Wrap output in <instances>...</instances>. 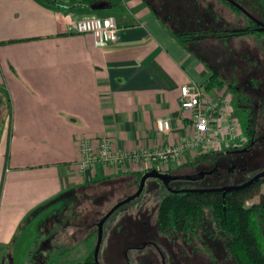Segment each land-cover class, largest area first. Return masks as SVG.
<instances>
[{"label": "crops", "instance_id": "crops-1", "mask_svg": "<svg viewBox=\"0 0 264 264\" xmlns=\"http://www.w3.org/2000/svg\"><path fill=\"white\" fill-rule=\"evenodd\" d=\"M98 2L105 8L93 9ZM185 3L0 0V88L11 100L0 142L1 248L53 199L65 200L69 226H77L81 202L102 183L129 175V194L136 191L143 165L128 163L117 174L104 166L80 173L82 139L108 135L117 150L133 151L158 149L190 134L181 87L205 86L213 64L200 56L210 42L187 47L173 33L189 26ZM88 16H114L119 40L100 47L93 34L77 33L75 21ZM160 119L171 121L169 133L159 131ZM91 235L85 242L95 245ZM82 245V238L64 242L54 264H78ZM52 250L39 249L38 264L52 263Z\"/></svg>", "mask_w": 264, "mask_h": 264}, {"label": "rangeland", "instance_id": "rangeland-1", "mask_svg": "<svg viewBox=\"0 0 264 264\" xmlns=\"http://www.w3.org/2000/svg\"><path fill=\"white\" fill-rule=\"evenodd\" d=\"M244 9L247 13L235 11L226 5L225 12L220 9L217 16L210 17L209 26L215 29L244 27L250 23V16L264 23V0L248 1ZM230 40H233L228 41L233 46L228 48V42L226 46L236 55L235 64L240 61L238 67L232 65L230 60L221 61V51L215 50L212 42L201 52L221 71V79L225 81L224 87L227 90L218 88L219 94L232 99L233 115L240 122L241 130H245L252 112L261 115L258 118L259 124L264 126V88L254 87L255 78H259L257 80L264 84V32L258 31L247 37ZM231 84L241 89L237 90ZM224 161L223 156L218 155L208 163L180 170L174 168L177 176L181 175L185 179L173 182L172 186H181L185 190H215L238 185L264 169V164L258 161L251 171L234 170L230 167L223 169L221 166ZM204 164L208 166L202 167ZM212 164L214 167L219 164L220 171L214 172L209 166ZM175 165L183 164L176 163L173 167ZM203 173L206 175H200ZM130 179L129 175H121L118 179L102 183L99 189L91 190L89 198L84 197L85 200L80 204L82 214L77 217L81 218L77 226H69L65 200L53 199L50 208H46L43 215L28 222L26 230L20 229L8 246L0 247V264H38V250L48 247L53 249L54 257L52 256L50 264H54L57 262L54 260L56 253L64 246V242H77L80 238L83 239V245L77 257L84 260L95 251L100 264H236L223 240L216 239L208 232H202V236L200 234L194 240L193 236L162 233L158 230L161 200L172 190L169 184L156 178L148 180L140 197L117 209L105 221L100 232L99 224L112 208L132 196L129 194L133 187ZM261 190L264 192V185ZM259 201L260 196H256L248 204ZM73 217L72 215L71 218ZM74 228H78V231H74ZM91 233L96 240L95 245H92L93 241L87 244L85 242Z\"/></svg>", "mask_w": 264, "mask_h": 264}, {"label": "trees", "instance_id": "trees-1", "mask_svg": "<svg viewBox=\"0 0 264 264\" xmlns=\"http://www.w3.org/2000/svg\"><path fill=\"white\" fill-rule=\"evenodd\" d=\"M215 1L225 7L227 5L231 9L241 12L239 8L228 0ZM215 1L211 0L212 6L209 7L210 3L208 2L188 0V5L185 10L188 20L193 24V29L190 31H173V33L187 47L192 42L207 39L220 42L221 49L215 47V50L221 51L220 60H225V62L230 60L233 63L232 65H234L236 55L233 54V51H230L232 49H228L233 44L228 41H233L230 40L233 38L247 37L248 35L257 33L258 30H256V27H258V24L248 18L250 23L244 27L233 28L227 26L222 29H215L209 26L210 17L218 15L216 14L218 11L213 5ZM236 1L244 6L246 2L251 0ZM206 26L209 27L205 28ZM226 43L227 45L229 43L232 44H229L227 48ZM200 56L203 57L204 55L201 54ZM239 64L240 61L238 60L234 66L238 67ZM211 69L213 75L205 84L208 91L221 88L225 84V81L221 79V71L217 70L213 65ZM257 82L258 80L256 81L255 78V88L257 87ZM259 85L262 89L264 88L262 81ZM230 86L237 90L241 89L236 88L234 84ZM241 106L243 107V105ZM10 112L11 100L9 94L0 88V142ZM246 129L253 136H256L257 130H260L258 132L259 134L264 135V126L253 122L251 119H249ZM260 150L261 153L256 157V160L264 164V146ZM217 153L202 155L190 162L184 163L182 166L180 165L177 170L206 163ZM177 170H171L170 168L167 171H161L170 175L173 171ZM149 171L145 170L139 173L136 180L137 185L140 184L143 175ZM263 185L264 177L247 185L244 183L233 186L232 189L225 192L197 190L183 192L171 191L161 200L158 214V230L162 233L193 236L194 240L199 238L198 235L201 234L202 236V232H208L216 239L223 240L236 264H264V192L261 190ZM172 188L178 190L183 189L181 186H172ZM256 196H260L259 203L249 205V201ZM78 264L100 263L97 261L94 251Z\"/></svg>", "mask_w": 264, "mask_h": 264}, {"label": "built area", "instance_id": "built-area-1", "mask_svg": "<svg viewBox=\"0 0 264 264\" xmlns=\"http://www.w3.org/2000/svg\"><path fill=\"white\" fill-rule=\"evenodd\" d=\"M74 27L79 34H93L100 47L119 40V27L114 16L84 17L76 20ZM181 97V108L191 125V132L185 139L158 149L120 151L108 135L84 138L80 142V173L104 166L117 174L128 163L143 165L147 170L167 171L173 164L187 162L190 157L238 149L248 143L245 130H241L240 122L234 116L233 101L229 96L208 91L204 85L187 83L181 87ZM157 126L163 133L172 129L169 119L158 120Z\"/></svg>", "mask_w": 264, "mask_h": 264}, {"label": "flooded vegetation", "instance_id": "flooded-vegetation-1", "mask_svg": "<svg viewBox=\"0 0 264 264\" xmlns=\"http://www.w3.org/2000/svg\"><path fill=\"white\" fill-rule=\"evenodd\" d=\"M186 1V7H187V1L188 0H185ZM202 2H208V3H210L209 4V7H211L212 5H211V0H201ZM215 1V0H214ZM235 2H237L236 0H234ZM230 2V1H229ZM231 3V2H230ZM238 4H240L239 2H237ZM213 5H214V7L217 9V11L218 10H222L223 12H225L226 11V7L225 6H223V5H221V4H219V2H216L215 1V3L213 2ZM234 5V4H233ZM243 8H244V6L242 5V4H240ZM235 6V5H234ZM237 7V6H236ZM238 8V7H237ZM240 9V8H239ZM241 10V9H240ZM242 11V10H241ZM250 19L251 20H253V21H255V19L256 20H258V21H261V20H259V19H257V18H251V16H250ZM256 22V21H255ZM261 22H263V21H261ZM257 23V22H256ZM258 24V23H257ZM208 26H206L205 28H207ZM177 29V31H190V30H192L193 29V24H191V21L189 20V26H187L186 28H184V29H182V28H179V27H176ZM258 28H259V24H258V27H256V30H258ZM259 31V30H258ZM264 32V31H263ZM196 42H212L213 43V46H214V48L215 47H218V48H220L221 49V43L220 42H218V41H215V40H203V41H196ZM194 43L195 42H192V43H190V45H194ZM194 47V46H193ZM212 63V62H211ZM213 64V63H212ZM214 66V65H213ZM218 70V69H217ZM257 79H259V78H256V80ZM260 82H261V80H260ZM260 82L258 81L257 82V89H262V87H260ZM234 104V103H233ZM241 105H242V103H240ZM261 117V115H259L257 112H252L251 113V115H249V117H248V121H249V119H251L253 122H257L258 124H259V120H258V118H260ZM247 126V125H246ZM258 132L260 131V130H257ZM245 132H246V134H247V136H248V143L246 144V145H244L243 147H241V148H238V149H230V150H226V151H222V152H219V153H217L216 155H214L213 157H212V159L211 160H214L218 155H222L223 156V158L225 159V161H224V164H223V166H221V167H223V169H225V168H232V169H234V170H242V171H251L254 167H256L255 165L257 164L256 163V157L261 153V148L264 146V135H261V134H259L258 132H257V134H256V136H253L252 134H250L249 132H248V130L246 129V127H245ZM248 132V133H247ZM206 163H208V162H206ZM214 164H212V165H209V166H211L210 168H212L213 170H214V172H219L220 171V169L218 168V166H219V164H217V165H215V167L213 166ZM206 166H208V165H206V164H204L202 167H206ZM207 170V169H206ZM208 170H210V169H208ZM207 170V171H208ZM262 171H264V170H260L257 174H259L260 172H262ZM257 174H255V175H252L251 177H248L247 179H245V180H243L242 181V183H240V184H238V185H241V184H244V183H247V182H249L252 178H254ZM172 177H176V179L175 180H172L170 183H169V186L171 187V190L172 191H174V190H178V189H173L172 188V183L173 182H175V181H179L180 179H185L183 176H181V175H178L177 176V171H173L172 172V174H170ZM200 175H202V176H204V175H206V174H200ZM137 180V179H136ZM136 182V181H135ZM148 182V181H147ZM140 183H141V181H140ZM136 185H137V183H136ZM139 186H140V184L139 185H137V189H136V191L133 193V194H135L137 191H138V189H139ZM235 186H237V185H235ZM229 187H233V186H229ZM223 188H227V187H223ZM181 190H184V189H181ZM133 194H130V195H133Z\"/></svg>", "mask_w": 264, "mask_h": 264}, {"label": "water", "instance_id": "water-1", "mask_svg": "<svg viewBox=\"0 0 264 264\" xmlns=\"http://www.w3.org/2000/svg\"><path fill=\"white\" fill-rule=\"evenodd\" d=\"M230 1L232 4H234L235 6H237L238 8H240L242 11L246 12L247 11L240 5L238 4L237 2H235L234 0H228ZM92 8L97 10V9H103L105 8V3L104 2H98V4H92ZM250 16V15H249ZM255 21L259 24V28L258 30L263 32L264 31V23L261 22V21H258L255 19ZM264 177V171L260 172L259 174H257L254 178H252L249 182L246 183L247 184H250V183H253L261 178ZM151 178H156V179H160L162 180L163 182L169 184L172 180H175L176 177H172L171 175H169L168 173H165V172H162L158 169H152L150 170L149 172L145 173L141 179V183H140V186H139V189L138 191L133 194L132 196H130L128 199L118 203L116 206H114V208H112V210L105 216V218L101 221V223L99 224V230L100 232H102L103 230V226H104V223L105 221L117 210L119 209L120 207H122L123 205L127 204V203H130L131 201L135 200L136 198L140 197L142 195V193L144 192L145 188H146V185H147V181ZM233 187H227V188H219V189H215V190H197V191H228L230 189H232ZM194 190V189H192ZM174 191H187V190H174ZM102 235V233H100V236ZM95 257L98 261V257L95 253ZM99 262V261H98Z\"/></svg>", "mask_w": 264, "mask_h": 264}]
</instances>
